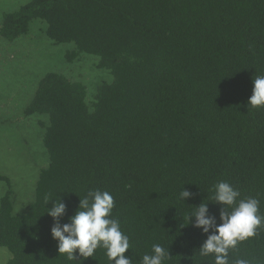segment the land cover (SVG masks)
I'll return each mask as SVG.
<instances>
[{
    "label": "trees",
    "instance_id": "1",
    "mask_svg": "<svg viewBox=\"0 0 264 264\" xmlns=\"http://www.w3.org/2000/svg\"><path fill=\"white\" fill-rule=\"evenodd\" d=\"M36 20L55 44L76 45L68 61L98 56L114 81L91 105L82 83L58 73L40 81L25 115L49 118L41 122L49 165L24 216L14 214L11 180L0 175L8 264H111L103 248L68 260L51 234L48 208L62 199L60 222L69 223L89 190L113 195L132 264L157 243L172 255L165 264H214L199 250L207 234L188 217L205 203L221 223L215 184L255 197L264 215V107L248 103L264 75V0H31L4 16L0 36L15 41ZM183 189L193 195L182 200ZM237 259L264 264V223L229 250V264Z\"/></svg>",
    "mask_w": 264,
    "mask_h": 264
},
{
    "label": "rangeland",
    "instance_id": "2",
    "mask_svg": "<svg viewBox=\"0 0 264 264\" xmlns=\"http://www.w3.org/2000/svg\"><path fill=\"white\" fill-rule=\"evenodd\" d=\"M31 0H0V29L4 16L18 11ZM47 24L36 20L30 32L15 41L0 36V175L11 180L14 191V214L24 216L35 200L36 186L42 170L49 165L43 137L42 121L48 116L27 117L40 81L48 73H58L82 83L87 89V103L94 102L98 88L112 83L111 71L98 67V56L81 54L70 62L68 53L76 50L74 43L55 44L46 35ZM8 190L0 181V201ZM12 254L0 246V264H8Z\"/></svg>",
    "mask_w": 264,
    "mask_h": 264
},
{
    "label": "clouds",
    "instance_id": "3",
    "mask_svg": "<svg viewBox=\"0 0 264 264\" xmlns=\"http://www.w3.org/2000/svg\"><path fill=\"white\" fill-rule=\"evenodd\" d=\"M253 83V94L248 103L251 108L264 107V75H256ZM192 195L186 189L180 192L182 200ZM240 195V191L229 182L220 181L214 185V201L224 205L220 212L221 223L218 224L216 217L209 214L205 203L189 214L188 219L195 217L194 226L207 234L199 249L200 254L214 255V264H229V250L255 236L256 229L264 223V215L259 214V200L255 197L239 199ZM51 200L45 197L46 204ZM114 206V197L108 191L89 190L81 198L79 208L69 218V223L61 224L67 205L62 199L56 200L47 213L55 221L51 234L58 242V252L66 254L68 260H76L77 250L81 257L87 259L94 257L97 248H103L111 264H132V259L125 256L131 248L129 236L122 231L120 220L111 215ZM171 258L170 251L157 243L152 245L151 254L143 255L141 264H165ZM235 264H249V261L237 259Z\"/></svg>",
    "mask_w": 264,
    "mask_h": 264
}]
</instances>
